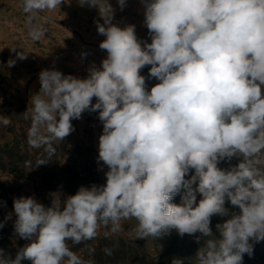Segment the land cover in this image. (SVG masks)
<instances>
[{
  "label": "clouds",
  "instance_id": "1",
  "mask_svg": "<svg viewBox=\"0 0 264 264\" xmlns=\"http://www.w3.org/2000/svg\"><path fill=\"white\" fill-rule=\"evenodd\" d=\"M61 3L23 0L22 6L31 14ZM117 3L122 10L126 0ZM141 3L150 43L138 40L134 25L113 24L108 5L110 15L97 23L107 53L99 68L90 67L86 78L55 68L38 74L33 121L53 138L70 135L72 120L85 111L98 113L97 161L108 169L106 183L68 196L51 192L49 206L33 196L14 198L5 221L14 214V232L28 243L14 259L0 249V264H84L68 241L95 238L101 222L120 231V221L131 218L140 239L173 229L180 236L199 233L197 243L206 239L196 264H243L264 241V173L250 159L264 150V0ZM44 34L40 27L29 32L36 40ZM145 66L158 81L150 88L141 75ZM0 123L10 121L0 116ZM237 153L246 161L229 170L217 166ZM214 215L229 217L216 225L219 237L210 227Z\"/></svg>",
  "mask_w": 264,
  "mask_h": 264
},
{
  "label": "rangeland",
  "instance_id": "2",
  "mask_svg": "<svg viewBox=\"0 0 264 264\" xmlns=\"http://www.w3.org/2000/svg\"><path fill=\"white\" fill-rule=\"evenodd\" d=\"M96 2L99 7L90 6L91 0H62L61 5H57L54 10L29 14L23 11V0H0V73L2 75L0 111L10 121V131L14 137L17 136L18 141L22 143V148L10 153L14 158L11 162L14 165L12 168H17L19 172L24 166L20 164L22 155H47L51 160L57 158L63 164L69 161L82 167L88 181L89 171L95 167L100 181L103 184L106 183L105 173L108 169L102 161H97L98 138L103 130L97 112L85 111L81 119L72 120L74 131L64 140H59L50 135L45 124H34L31 110V97L38 93L41 87L38 75L41 70L55 68L65 75L86 78L90 67H100L107 53L99 47L105 37L98 34L97 23L102 24L104 22L102 16L110 15L109 6L113 9V24L122 28L134 25L138 40L142 44L145 41L151 42L148 29L144 24V7L141 0H126L122 10L117 0H96ZM29 15L32 17L31 24L28 23ZM33 27L44 30L45 34L38 40L29 35ZM17 52L27 55V58L19 59ZM10 60L15 62L12 67L8 66ZM149 67L145 66L141 70V75L146 77V84L150 88L158 81L155 78H148ZM40 94L43 95V93ZM9 145H0V158L5 159L4 163L10 160H7L2 149ZM250 159L253 161V167L264 173V150ZM245 161L246 158L237 153V156L230 160L219 161L217 166L223 170H229ZM52 167L57 166L52 164ZM29 173L31 180L25 181L23 188L14 195H10V198L33 196L43 204L50 203L49 193L52 191L44 190L40 180L35 179L34 175L37 171ZM191 174L190 172L189 175ZM9 176L0 168V178ZM10 177L12 181H15L14 177ZM59 185L53 184L56 187ZM15 187L17 188L16 185H12L9 189H15ZM60 192L68 196L65 191ZM7 197V194L0 192V210L4 219H0V222L5 221L8 213L13 212L6 204ZM199 199L198 195L197 200ZM173 202L180 203V196L177 195ZM225 207L233 212L239 211L238 208H232L228 202ZM228 218L219 215L211 217L210 227L214 235L219 237L216 225ZM14 221L13 214L12 218L5 222L14 226ZM137 224L138 221L134 218L121 220V230L113 232L111 222L107 225L101 222L95 236L97 239L95 246L106 245V239L113 242L116 247H119L117 264H172V260L178 258H182L183 264H196L195 255L206 239L201 238L197 243L196 237L200 235L199 233L180 236L173 229L158 239L152 236L140 239L136 230ZM26 242L19 237L0 239V249L14 259L17 251L24 247ZM28 262L30 261L25 260L22 264ZM243 264H264V241L254 244L253 255L249 257L245 254Z\"/></svg>",
  "mask_w": 264,
  "mask_h": 264
},
{
  "label": "trees",
  "instance_id": "3",
  "mask_svg": "<svg viewBox=\"0 0 264 264\" xmlns=\"http://www.w3.org/2000/svg\"><path fill=\"white\" fill-rule=\"evenodd\" d=\"M20 148H22V143L19 142L18 137L15 136L13 143L2 149L4 155L8 158L7 160H10V162L4 163L5 159L0 158L1 170H3L5 174H9L15 178V181H12L9 176L7 180L0 181V192L7 194L6 204L11 210H13V199L10 198V195H14L21 190L25 181L31 180L29 172L32 171H37V174L34 175L35 179L40 180L41 185L46 191H65L68 195H74L81 186L89 187L93 184L97 186L103 185L95 167L89 171L90 179L88 181V178L84 176L85 171L83 172L82 167L72 164L69 161L63 164L62 161L57 158L51 160L47 155H22L20 164L24 166L21 172H19L17 168H12L14 165L11 162H13L14 158L10 153ZM26 150L29 151L28 147H26ZM40 162H44L45 164L38 166ZM52 164H55L57 167H52ZM53 184L60 185L56 187L53 186ZM12 185H16L17 188L9 189ZM50 203H46L45 205L49 206ZM0 219H3L1 210ZM3 220L4 227L0 228V239L8 240L18 237L14 232V226ZM96 240L97 239L93 238L91 240L81 241L80 243H73L72 241H68L67 243L70 250L75 253L84 264H117L119 260V247H116V245L108 239L105 240L106 245L99 244L96 247ZM26 243H28V241ZM109 251L111 254H108ZM24 264H31V262Z\"/></svg>",
  "mask_w": 264,
  "mask_h": 264
},
{
  "label": "crops",
  "instance_id": "4",
  "mask_svg": "<svg viewBox=\"0 0 264 264\" xmlns=\"http://www.w3.org/2000/svg\"><path fill=\"white\" fill-rule=\"evenodd\" d=\"M2 82V75L0 73V85ZM2 100V96L0 94V102ZM0 116H4V113H2V111H0ZM14 140V135L13 133L10 131V125L8 124L7 126H5L4 124L0 123V145L5 146V145H9L13 142Z\"/></svg>",
  "mask_w": 264,
  "mask_h": 264
},
{
  "label": "water",
  "instance_id": "5",
  "mask_svg": "<svg viewBox=\"0 0 264 264\" xmlns=\"http://www.w3.org/2000/svg\"><path fill=\"white\" fill-rule=\"evenodd\" d=\"M35 85H36V83L34 84V86H35ZM34 86H33V87H34Z\"/></svg>",
  "mask_w": 264,
  "mask_h": 264
}]
</instances>
